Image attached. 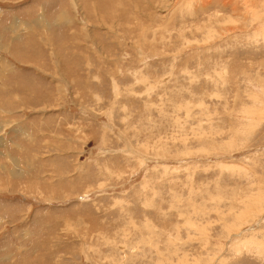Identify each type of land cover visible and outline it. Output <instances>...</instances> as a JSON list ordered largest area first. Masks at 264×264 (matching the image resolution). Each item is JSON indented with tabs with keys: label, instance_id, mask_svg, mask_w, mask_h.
I'll return each instance as SVG.
<instances>
[{
	"label": "rangeland",
	"instance_id": "obj_1",
	"mask_svg": "<svg viewBox=\"0 0 264 264\" xmlns=\"http://www.w3.org/2000/svg\"><path fill=\"white\" fill-rule=\"evenodd\" d=\"M0 9V264H264V0Z\"/></svg>",
	"mask_w": 264,
	"mask_h": 264
},
{
	"label": "crops",
	"instance_id": "obj_2",
	"mask_svg": "<svg viewBox=\"0 0 264 264\" xmlns=\"http://www.w3.org/2000/svg\"><path fill=\"white\" fill-rule=\"evenodd\" d=\"M5 11H8V10H5ZM0 13H1V9H0ZM16 29V27L14 26V35H11V37L14 39V38H16L17 37V34H16V31L17 30H15ZM10 38V37H9ZM9 45V44H8ZM8 45L6 44V45H3V44H1L0 43V48H8ZM2 60V61H1ZM0 63L2 64V66H4V64H5V62H4V60H3V58L2 57H0ZM4 74V73H3ZM5 75V74H4ZM4 75H0V77L1 78H4L3 76Z\"/></svg>",
	"mask_w": 264,
	"mask_h": 264
}]
</instances>
